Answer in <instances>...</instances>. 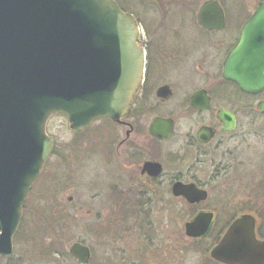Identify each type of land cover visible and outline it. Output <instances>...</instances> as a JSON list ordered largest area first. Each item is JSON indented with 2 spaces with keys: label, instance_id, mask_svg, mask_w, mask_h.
<instances>
[{
  "label": "water",
  "instance_id": "95a60500",
  "mask_svg": "<svg viewBox=\"0 0 264 264\" xmlns=\"http://www.w3.org/2000/svg\"><path fill=\"white\" fill-rule=\"evenodd\" d=\"M196 16L205 28L224 24L215 0L204 1ZM134 18L116 0H0L1 256L12 254L27 196L53 151L54 139L46 133L49 116L63 114L69 127L80 131L104 116L119 122L125 112L143 75ZM226 56L224 77L247 93L264 87V2ZM223 113L224 128L232 129L234 117ZM148 132L168 137L172 122L156 118ZM150 164L143 169L158 174L159 165L155 171ZM172 192L189 203L207 197L193 183L175 182ZM212 220L213 211H198L184 222L183 233L201 236ZM254 226L250 214L234 219L211 256L231 264H264V240L256 238ZM69 252L80 263L90 258L89 248L77 241Z\"/></svg>",
  "mask_w": 264,
  "mask_h": 264
},
{
  "label": "flooded vegetation",
  "instance_id": "af4514ba",
  "mask_svg": "<svg viewBox=\"0 0 264 264\" xmlns=\"http://www.w3.org/2000/svg\"><path fill=\"white\" fill-rule=\"evenodd\" d=\"M215 1L221 8L224 24L212 29L202 27L196 16L200 3L192 21L201 36L198 40L193 38L184 43H178L173 38L182 23L166 24L167 18L172 17L169 7L177 6V15L181 16L182 11L195 8V0H150L149 4L155 8L156 14L162 10L159 18L143 20L132 13L138 26L137 43L144 50L143 77L119 122L109 120V126L115 124L121 130L109 138L105 136L103 141L108 161L113 156L111 144L115 143L116 137L117 145L123 148L117 152V164L122 170L117 178L121 185L124 182L130 187L124 185L119 194L123 206L117 229L124 243L119 248L107 246L100 262L95 258L93 248L87 245L90 251L88 262L79 263L72 257L70 259L74 264H188L193 260L194 264H231L214 259L211 249L233 219L243 214L253 216L255 236L264 240V209L262 212L256 210V216L252 213V205L235 206L225 212L227 216L222 221L214 209L205 204L210 193L204 186L206 183L196 174L207 159H210L212 170L224 169L233 157V149L245 142L247 134L236 136L241 123L245 122L248 126L264 118V109L261 108L264 106V87L256 93H247L223 75L226 55L238 40L245 21L264 0ZM223 112L234 117L232 129L224 128L223 121L227 117ZM156 118L172 122V135L159 137L148 132ZM180 120H187L188 126L178 140ZM141 121L148 122L145 130ZM206 137L209 139L203 140ZM259 140L264 145V136ZM174 141L177 143L169 146ZM213 143L216 154L219 153L216 162L208 149ZM261 156L264 160V152ZM148 162L155 171L159 165L160 172L154 174L152 168L143 169ZM213 175L214 172L211 179ZM260 181L258 184L264 192V178ZM175 182L193 183L200 190L204 189L206 199L187 203L184 197L173 194ZM156 193L163 199L165 196L166 200L175 199L188 205L192 211L189 218L198 211H213L209 229L201 236L190 237L183 233V227L182 233L188 241H161L151 221L150 210L145 207ZM259 216L262 217L260 223ZM112 231L113 228L105 235L110 236ZM129 239L133 240L132 243H127ZM56 255L59 264L63 261L62 254L59 251Z\"/></svg>",
  "mask_w": 264,
  "mask_h": 264
},
{
  "label": "rangeland",
  "instance_id": "374dc122",
  "mask_svg": "<svg viewBox=\"0 0 264 264\" xmlns=\"http://www.w3.org/2000/svg\"><path fill=\"white\" fill-rule=\"evenodd\" d=\"M202 1L204 0H195V8L186 10V12L182 11L181 16L177 15L179 13L177 6L169 7V14L172 17L167 18L166 24L178 25L180 22L182 23L176 36L173 37L176 42L184 43L193 38L198 40L201 36L192 19H194L193 15ZM149 2L150 0L122 1L129 11L143 20L159 18L161 16L159 13L162 10L156 14L155 8H152ZM107 124L106 120L105 122L103 119L97 120L85 131L75 134L70 129L64 115L54 114L48 118L46 132L54 138V150L31 188L32 192L34 190V195L31 196L29 193L30 196L28 195L25 202L21 223L13 237L12 255L10 257L0 256V264H8V262L14 264L58 263L57 257L52 258L51 253L50 256H47L43 250L48 244L44 231L36 230V235L29 232V227L37 219L42 222L45 218L44 213H40L41 211L36 213L32 209V206L35 208L37 205L43 209L50 206L51 210H58V213L63 216L66 225L65 227L60 226L58 231L62 235L65 232L69 236L68 241L63 242V247L66 250L71 242L81 240L93 248L95 258L100 262L101 257H104L107 251L105 249L107 246L113 249L123 245L124 240L120 238L117 229L120 226V211L123 206L119 194L124 185L126 188L130 186L124 182L122 183L124 185H121L117 178L122 172L121 167L117 164V152H121L123 149L117 145V137L115 143L111 144L113 156L108 161L107 149L105 151L103 147L105 136L106 138H109L111 134L114 136L121 129L115 124L111 123L110 126ZM147 124L148 122L141 121L143 130L146 129ZM178 125L179 140L187 130L188 122L180 120ZM260 130H264V118L258 119L248 126L242 122L236 136L240 137V133L247 134L245 142L239 143L233 149V157L225 168H220L219 171L212 170L210 159H207L205 165L196 173L197 177L206 183L204 186L210 193L205 204L213 208L222 221L227 216L225 212L231 211V208L235 206L252 205V213L256 216V210L262 212L264 209V192H262L261 185L258 184L264 178V160L261 156L264 152V145L259 140L263 138L264 132ZM176 143L174 141L169 146ZM208 149L216 162L219 153L216 154L214 143ZM44 172L45 175L42 177ZM213 172L214 175L211 179ZM217 173L220 175L215 176ZM53 174L57 177V182H54L56 184L50 188L49 183L52 185ZM240 199L242 200L240 201ZM145 207L150 210L151 221H153L161 241H172L173 243L188 241L182 233L183 222L192 213L188 205L175 199L166 200L165 196L163 199V196L156 193ZM25 210L29 213L26 222L25 218L23 219ZM261 221L262 217L259 216L258 222ZM112 228L114 230L112 234L105 235L106 232L109 234ZM25 233H27L26 237ZM126 241L132 243L133 240ZM61 258L63 261L60 260L59 264H74L72 259L65 256H61ZM193 261H189L188 264H194Z\"/></svg>",
  "mask_w": 264,
  "mask_h": 264
},
{
  "label": "trees",
  "instance_id": "16d2710c",
  "mask_svg": "<svg viewBox=\"0 0 264 264\" xmlns=\"http://www.w3.org/2000/svg\"><path fill=\"white\" fill-rule=\"evenodd\" d=\"M122 1L117 0L119 5L121 6V9H123L125 11H129L127 9V7L124 5V3H122ZM107 121L108 120H106V122ZM107 125H109V121H108ZM75 134H78V133H75ZM43 175H45V172L42 173V177H43ZM52 178H53L52 183H51L52 185H50V183H49L50 188H53L54 185L56 184L54 182H57V177H55L54 174L52 175ZM42 180H43V178H42ZM49 186L47 187L48 189H49ZM33 192H34V190H33ZM33 192L31 190V192H30L31 196L34 195ZM26 208H27V206H26ZM32 209H34V212H36V213L37 212L39 213L41 211L40 213H44V216H45V218H44V220H42V222L37 219V221L32 226L29 227V232H30V234L36 235L37 234L36 230L44 231L45 238L48 239V244L46 247L43 248V250L47 253V256H50V253H51L52 258L57 257L56 254H57V252L60 251V253L62 254L63 257L65 256L68 259L72 258L69 255L66 248L63 247V242L68 241L69 236H67L65 232L62 235L58 231V228L60 226L65 227V225H66L65 220H64L63 216L61 215V213H58V210L57 211L51 210L52 208L50 206L43 209V207H41L40 205H37L35 208L32 206ZM43 210H45V211L42 212ZM26 218L27 219L29 218V213H27V211L25 210L24 216H23V219L25 220V222H26ZM19 231H21V230H19ZM26 236H27V233H25V237ZM81 242H83V241H81ZM8 264H14V263L8 262Z\"/></svg>",
  "mask_w": 264,
  "mask_h": 264
}]
</instances>
